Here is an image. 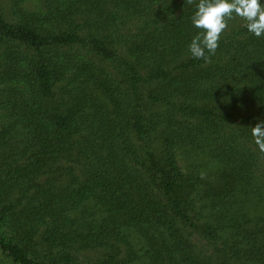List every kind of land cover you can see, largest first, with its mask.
Masks as SVG:
<instances>
[{
    "label": "trees",
    "instance_id": "16d2710c",
    "mask_svg": "<svg viewBox=\"0 0 264 264\" xmlns=\"http://www.w3.org/2000/svg\"><path fill=\"white\" fill-rule=\"evenodd\" d=\"M193 11L0 0V264H264V38Z\"/></svg>",
    "mask_w": 264,
    "mask_h": 264
},
{
    "label": "clouds",
    "instance_id": "9594fccd",
    "mask_svg": "<svg viewBox=\"0 0 264 264\" xmlns=\"http://www.w3.org/2000/svg\"><path fill=\"white\" fill-rule=\"evenodd\" d=\"M194 4L190 16L196 30L188 44L190 58L209 62L229 28V22L239 20L247 33L264 38V0H188ZM253 142L264 151V120L250 127Z\"/></svg>",
    "mask_w": 264,
    "mask_h": 264
},
{
    "label": "rangeland",
    "instance_id": "374dc122",
    "mask_svg": "<svg viewBox=\"0 0 264 264\" xmlns=\"http://www.w3.org/2000/svg\"><path fill=\"white\" fill-rule=\"evenodd\" d=\"M30 8H32V5H30Z\"/></svg>",
    "mask_w": 264,
    "mask_h": 264
}]
</instances>
